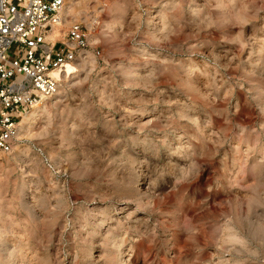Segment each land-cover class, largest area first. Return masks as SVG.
<instances>
[{
    "label": "rangeland",
    "instance_id": "374dc122",
    "mask_svg": "<svg viewBox=\"0 0 264 264\" xmlns=\"http://www.w3.org/2000/svg\"><path fill=\"white\" fill-rule=\"evenodd\" d=\"M73 4L99 55L0 151V264H264V0Z\"/></svg>",
    "mask_w": 264,
    "mask_h": 264
},
{
    "label": "built area",
    "instance_id": "2783aa9c",
    "mask_svg": "<svg viewBox=\"0 0 264 264\" xmlns=\"http://www.w3.org/2000/svg\"><path fill=\"white\" fill-rule=\"evenodd\" d=\"M66 0H0V151L10 153L23 115L53 97L56 73L91 50L89 32L62 16ZM12 50V51H11Z\"/></svg>",
    "mask_w": 264,
    "mask_h": 264
},
{
    "label": "bare ground",
    "instance_id": "6f19581e",
    "mask_svg": "<svg viewBox=\"0 0 264 264\" xmlns=\"http://www.w3.org/2000/svg\"><path fill=\"white\" fill-rule=\"evenodd\" d=\"M73 1H76V0H66L65 1V7H64V10L62 12V16L64 18H66V20H67V17L76 16V14H77L76 10H75V6L73 4ZM68 4H69V6H68ZM63 72L65 73V75L67 77H69V76L74 75L75 73H77V69H76V67L74 65L70 64V65L66 66V68H65V70ZM60 74L61 73H56L55 74V77H57L58 80H59V85L61 84ZM59 85H58V88L60 87ZM58 94L59 93L56 91L55 95L57 96ZM48 100L49 99H46V100L42 101L39 105H37L32 110H30L29 112H27L26 114L23 115V117L20 120L19 125H18V132H17V136H16V138L18 140L21 139L23 130L26 129V128H30L31 125L34 124L38 120L40 114L43 111L47 110L48 106H47V104H44V103H45V101H48Z\"/></svg>",
    "mask_w": 264,
    "mask_h": 264
}]
</instances>
